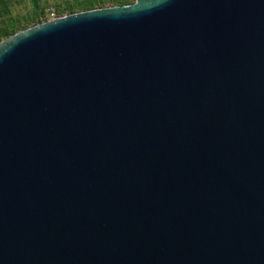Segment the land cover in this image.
<instances>
[{
	"label": "water",
	"instance_id": "water-1",
	"mask_svg": "<svg viewBox=\"0 0 264 264\" xmlns=\"http://www.w3.org/2000/svg\"><path fill=\"white\" fill-rule=\"evenodd\" d=\"M0 264H264V0L2 39Z\"/></svg>",
	"mask_w": 264,
	"mask_h": 264
},
{
	"label": "trees",
	"instance_id": "trees-1",
	"mask_svg": "<svg viewBox=\"0 0 264 264\" xmlns=\"http://www.w3.org/2000/svg\"><path fill=\"white\" fill-rule=\"evenodd\" d=\"M136 0H0V41L20 30L57 17Z\"/></svg>",
	"mask_w": 264,
	"mask_h": 264
},
{
	"label": "built area",
	"instance_id": "built-area-1",
	"mask_svg": "<svg viewBox=\"0 0 264 264\" xmlns=\"http://www.w3.org/2000/svg\"><path fill=\"white\" fill-rule=\"evenodd\" d=\"M51 16H52V18H56L57 16L55 15V12L53 11L52 13H51ZM51 18V19H52Z\"/></svg>",
	"mask_w": 264,
	"mask_h": 264
}]
</instances>
